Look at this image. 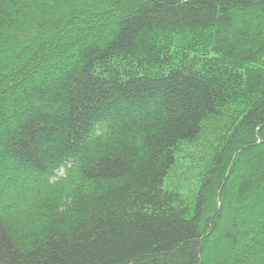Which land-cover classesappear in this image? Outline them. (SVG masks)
Instances as JSON below:
<instances>
[{
  "label": "trees",
  "instance_id": "16d2710c",
  "mask_svg": "<svg viewBox=\"0 0 264 264\" xmlns=\"http://www.w3.org/2000/svg\"><path fill=\"white\" fill-rule=\"evenodd\" d=\"M0 264H264V0H0Z\"/></svg>",
  "mask_w": 264,
  "mask_h": 264
}]
</instances>
